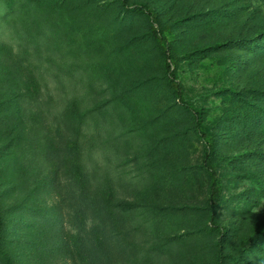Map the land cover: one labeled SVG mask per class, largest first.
Listing matches in <instances>:
<instances>
[{
  "label": "rangeland",
  "instance_id": "1",
  "mask_svg": "<svg viewBox=\"0 0 264 264\" xmlns=\"http://www.w3.org/2000/svg\"><path fill=\"white\" fill-rule=\"evenodd\" d=\"M0 210L15 264H264V0H0Z\"/></svg>",
  "mask_w": 264,
  "mask_h": 264
},
{
  "label": "trees",
  "instance_id": "2",
  "mask_svg": "<svg viewBox=\"0 0 264 264\" xmlns=\"http://www.w3.org/2000/svg\"><path fill=\"white\" fill-rule=\"evenodd\" d=\"M128 6V5H127ZM130 9H132V11L137 12V13H146V14H150L151 13V8L146 5V4H134V5H130L128 6ZM22 22V24L27 23L26 20H20ZM10 23V20L7 19V24ZM17 29H20V27H18V25L15 26ZM155 32V36H159V39H161V41L164 43L165 46V59H164V68L165 71L168 75V79L169 81L172 82H176V86L177 89L180 90L182 88V85L180 84V82L178 81V76H177V72L176 70L173 68L172 65V58H173V52H172V48L170 46V43L166 37V35L161 32V31H154ZM179 97L181 98V95L179 93ZM182 100V98H181ZM183 106L187 109L190 110L192 112V114L194 115L196 121H197V126L201 127V125L204 122V118L206 115V111L203 109H195L194 107H192L188 102H184L183 101ZM208 160H209V155L205 154V158H204V164L206 166V168L214 175L216 176L215 171H213L209 166H208ZM217 180H215L214 182V186L216 184ZM214 186L212 189V192H214ZM213 196V195H211ZM211 205L210 208L213 209L214 207V203L212 201V197H211ZM108 200L105 198V196H103L102 194H97L96 197L94 198L93 204L92 206L94 207V210H96L97 212L100 211H104L106 210V208H108ZM121 205H117V207H120ZM6 233V224H5V219L3 216L2 211L0 210V238H2V235H4ZM96 250V248H95ZM97 251V250H96ZM0 260L3 262V264H15L11 255L9 254V252L7 250H4L1 246L0 243Z\"/></svg>",
  "mask_w": 264,
  "mask_h": 264
},
{
  "label": "clouds",
  "instance_id": "3",
  "mask_svg": "<svg viewBox=\"0 0 264 264\" xmlns=\"http://www.w3.org/2000/svg\"><path fill=\"white\" fill-rule=\"evenodd\" d=\"M252 211H253L254 213H258V212L260 211V208H253Z\"/></svg>",
  "mask_w": 264,
  "mask_h": 264
}]
</instances>
